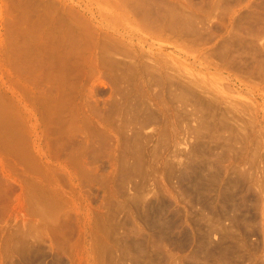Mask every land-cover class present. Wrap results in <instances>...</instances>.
I'll return each instance as SVG.
<instances>
[{
	"label": "rangeland",
	"instance_id": "374dc122",
	"mask_svg": "<svg viewBox=\"0 0 264 264\" xmlns=\"http://www.w3.org/2000/svg\"><path fill=\"white\" fill-rule=\"evenodd\" d=\"M0 264H264V0H0Z\"/></svg>",
	"mask_w": 264,
	"mask_h": 264
}]
</instances>
